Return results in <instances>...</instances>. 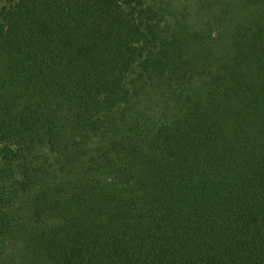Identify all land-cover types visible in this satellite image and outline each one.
Wrapping results in <instances>:
<instances>
[{
    "label": "trees",
    "instance_id": "16d2710c",
    "mask_svg": "<svg viewBox=\"0 0 264 264\" xmlns=\"http://www.w3.org/2000/svg\"><path fill=\"white\" fill-rule=\"evenodd\" d=\"M0 264H264V0H0Z\"/></svg>",
    "mask_w": 264,
    "mask_h": 264
}]
</instances>
